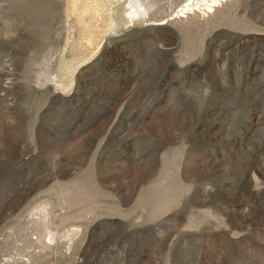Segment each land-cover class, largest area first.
<instances>
[{"label": "rangeland", "instance_id": "1", "mask_svg": "<svg viewBox=\"0 0 264 264\" xmlns=\"http://www.w3.org/2000/svg\"><path fill=\"white\" fill-rule=\"evenodd\" d=\"M187 1L0 0V264H264V0Z\"/></svg>", "mask_w": 264, "mask_h": 264}, {"label": "bare ground", "instance_id": "2", "mask_svg": "<svg viewBox=\"0 0 264 264\" xmlns=\"http://www.w3.org/2000/svg\"><path fill=\"white\" fill-rule=\"evenodd\" d=\"M87 1L90 2V0H87ZM87 1L85 0V2ZM221 1L222 0H208V3H204L205 9L207 11H212L213 7L217 6ZM128 6L130 7V9L132 10V12L135 14L136 17H140V15H144L145 13H147L145 10V6L141 2V0H130V2L128 3ZM193 10H194L193 4H191L188 0L182 6L181 13H187ZM66 15H67V20H68L69 16L71 15L70 6L67 7Z\"/></svg>", "mask_w": 264, "mask_h": 264}]
</instances>
